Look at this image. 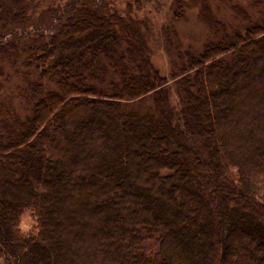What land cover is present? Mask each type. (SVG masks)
<instances>
[{
  "label": "trees",
  "instance_id": "16d2710c",
  "mask_svg": "<svg viewBox=\"0 0 264 264\" xmlns=\"http://www.w3.org/2000/svg\"><path fill=\"white\" fill-rule=\"evenodd\" d=\"M106 2L69 1L27 48L34 79L13 94L23 115L0 97V264H264V22L234 6L248 26L174 68L171 104L148 26ZM17 6L0 0V63L16 57ZM185 126V153L168 155ZM23 209L29 234L17 229Z\"/></svg>",
  "mask_w": 264,
  "mask_h": 264
},
{
  "label": "rangeland",
  "instance_id": "374dc122",
  "mask_svg": "<svg viewBox=\"0 0 264 264\" xmlns=\"http://www.w3.org/2000/svg\"><path fill=\"white\" fill-rule=\"evenodd\" d=\"M71 0H17L18 8L16 12L18 16L11 22L8 29L18 34L16 54L10 60L0 63V97L10 101L13 106L23 115V108L27 103L13 94L17 86H20V78L22 75L29 76L34 79L32 69L21 65V60L26 57V50L29 46H34L37 43L44 42L48 39L51 29L55 25V17ZM107 8L124 9L126 4H130L133 13L144 21L150 31V48H151V63L155 70L164 77L168 82V87L171 90V104L176 101L174 95V68L186 64L190 57H196L202 48L208 42H219L223 44L231 42V32L234 30H243L246 25L233 11L234 6H239L249 17L250 25H259L264 22V0H106ZM96 2V1H95ZM177 2H180V7H177ZM207 6L211 13L222 26L218 33L211 32L205 23L198 17V10L202 7L201 4ZM23 15L21 17V12ZM177 12L181 15L177 16ZM182 12V13H181ZM16 13V14H17ZM1 21V20H0ZM1 25V22H0ZM95 25H84L80 27V31H87ZM92 28V29H93ZM223 31V32H222ZM215 33V34H214ZM227 37V39L224 38ZM125 38V36H123ZM221 41V42H220ZM112 47V46H111ZM114 48V47H113ZM249 49V48H248ZM248 49L242 51L243 57H250ZM136 64V63H135ZM263 65V64H262ZM247 68L246 64L241 68ZM33 74V76H31ZM251 74V73H250ZM90 77H93L89 75ZM243 75L240 76L242 79ZM96 79V78H93ZM236 79H239L237 77ZM76 86H82L77 84ZM176 89V87L174 88ZM145 106H149L146 100ZM192 116L197 114L196 111H191ZM199 116V114H198ZM201 117V115H200ZM207 119V118H206ZM206 122H209L207 119ZM185 131L182 133L180 129L172 142L176 143L180 150L176 151L175 147L168 155L176 154L177 152L185 153L186 145L185 138L192 135V130L185 126L182 127ZM137 145L134 146L137 156L140 158V166L146 168L147 163L144 162L143 155L150 152L147 140L144 138V130L139 131L136 126ZM158 136L159 133H155ZM169 143V142H168ZM171 143V141H170ZM166 145V141H160L158 146ZM30 153V151H28ZM27 152V153H28ZM2 153V151H1ZM4 157V158H3ZM1 157L5 162H10V155ZM25 169V167H21ZM149 173V171H148ZM34 218L29 210L23 209L18 217L17 229L22 234H29L34 231Z\"/></svg>",
  "mask_w": 264,
  "mask_h": 264
}]
</instances>
